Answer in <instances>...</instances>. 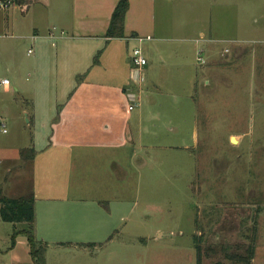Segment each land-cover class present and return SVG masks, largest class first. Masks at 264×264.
Segmentation results:
<instances>
[{"label":"rangeland","instance_id":"1","mask_svg":"<svg viewBox=\"0 0 264 264\" xmlns=\"http://www.w3.org/2000/svg\"><path fill=\"white\" fill-rule=\"evenodd\" d=\"M3 1L11 2L9 8L0 6V76L10 79L12 90L0 88V180L7 179L10 187L20 179L21 187L16 186L22 196L32 189L37 131L29 122L32 108H26L31 110L27 117L16 85L33 83L38 54L60 41L33 38L35 25L44 27L48 38L55 27L53 22L46 25L53 8L37 0ZM49 1L57 5L66 0ZM33 2L27 14L24 9ZM156 28V39L171 40L159 44L161 54L148 51L153 65L145 83L168 104L164 112L155 111L162 122L149 125L162 123L179 131L159 129L162 134L153 141L158 146L143 154L148 166L121 153L112 154L118 166L90 164L91 178L103 184L112 180L111 200L104 203L115 214L111 225L95 246L49 247L46 264H198V244L202 264H239L237 256L245 254L254 238L253 264H264V0H159ZM200 30L249 42L220 43L216 62L201 65L195 50L184 56L174 40L198 36ZM8 226L9 232H0V264L16 259L34 264L27 236H21L16 253L8 250L13 224ZM26 227L19 223L20 229Z\"/></svg>","mask_w":264,"mask_h":264},{"label":"crops","instance_id":"2","mask_svg":"<svg viewBox=\"0 0 264 264\" xmlns=\"http://www.w3.org/2000/svg\"><path fill=\"white\" fill-rule=\"evenodd\" d=\"M66 1L57 5L49 0L36 1L44 8L54 9L53 15L47 14L49 22L46 25L53 22L55 27L49 29L48 39L45 37L48 31L35 25L34 40L60 42L57 46L56 42L52 44L53 50H42L38 54L31 70L33 83L21 87L17 83L16 89L23 94L27 117L31 110L28 113L26 108H32L29 122L37 131L32 144L33 183L29 192L36 198L37 239L46 242L48 248L81 249L98 244V237L108 229L115 215L104 206L111 200L108 187L112 180L103 184L95 180L96 177L91 178L89 165L106 161L118 166V157H112V154L121 153L128 154L130 162L138 159L143 166H148V156L143 154L149 151L148 148L158 146L153 145V141L155 136L162 134L159 129L165 127L169 133L176 134L179 127L169 130L162 123L149 125L150 122H162V114H155V111L162 108L164 112V106L168 104L162 97L155 96L149 83H145L148 68L153 65L149 66L153 53L148 51L152 49L161 54L159 44L171 40L165 36L155 37L159 0H130L125 38L106 36L120 0ZM2 2L0 0V4ZM34 2L27 5V14H30ZM2 25L0 21V28ZM6 25L11 27L9 21ZM57 25L62 30L59 36L56 34ZM65 32L70 36L64 37ZM210 32L200 30L198 36L184 35L174 40L180 44L179 51L184 56L192 50L197 55L202 52L208 63L209 60L216 62L220 43L249 42L246 37L224 39ZM148 37L151 39H146ZM140 38L145 39L140 41ZM150 42L154 43L151 47L143 46ZM136 47L143 49L148 61L145 67H135L131 62ZM223 52L228 53L229 49ZM160 58L164 63V58ZM187 65L178 64V67ZM52 87L61 91L55 92ZM11 90L12 87L5 91ZM174 100V105H179V101ZM19 156L18 153L16 158ZM6 180H0V198L24 196L16 186L21 187L20 179L10 187ZM14 191L18 194L14 195ZM9 224H13L12 233H7L11 242L15 232L27 229H20L19 223L0 219V232H9ZM21 236L26 235L20 233L16 245L13 247L11 243L8 248L11 253L20 246ZM13 264L21 263L16 259Z\"/></svg>","mask_w":264,"mask_h":264},{"label":"trees","instance_id":"3","mask_svg":"<svg viewBox=\"0 0 264 264\" xmlns=\"http://www.w3.org/2000/svg\"><path fill=\"white\" fill-rule=\"evenodd\" d=\"M25 3L21 1V6ZM130 8V0H120L118 3L107 31L108 38H125V21ZM27 8L24 9L26 11ZM101 54V53H100ZM99 54V55H100ZM99 55L95 63L98 61ZM0 219L8 223H26L27 229L21 232H15L13 235L12 245H16L17 236L21 233L28 238L30 255L34 264H46L45 253L48 249V244L39 241L36 236V198L34 194H26L19 198H9L2 196L0 198ZM253 244L247 247L244 255L237 256L239 264H253V259L256 253V238L253 239ZM198 264H202V251L198 244Z\"/></svg>","mask_w":264,"mask_h":264},{"label":"built area","instance_id":"4","mask_svg":"<svg viewBox=\"0 0 264 264\" xmlns=\"http://www.w3.org/2000/svg\"><path fill=\"white\" fill-rule=\"evenodd\" d=\"M9 2H2L0 4V6L4 7V8H9ZM145 38H140V41H144ZM146 39H151V37H148ZM33 54V50L30 49L29 50V55ZM198 62L201 65L206 64V59L204 58V56H202V52L198 53V57H197ZM131 62L135 67H145L148 64V61L144 55L143 49L142 47H136L133 49L132 54H131ZM12 82L10 81L9 78L7 77H1L0 76V88H4L5 90H9L11 88ZM5 127V125H4ZM6 132V130H4Z\"/></svg>","mask_w":264,"mask_h":264},{"label":"water","instance_id":"5","mask_svg":"<svg viewBox=\"0 0 264 264\" xmlns=\"http://www.w3.org/2000/svg\"><path fill=\"white\" fill-rule=\"evenodd\" d=\"M233 142L236 143L235 139H233Z\"/></svg>","mask_w":264,"mask_h":264}]
</instances>
